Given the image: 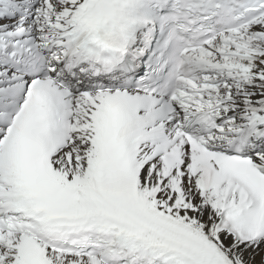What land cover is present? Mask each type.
Here are the masks:
<instances>
[{
	"label": "snow or ice",
	"instance_id": "snow-or-ice-1",
	"mask_svg": "<svg viewBox=\"0 0 264 264\" xmlns=\"http://www.w3.org/2000/svg\"><path fill=\"white\" fill-rule=\"evenodd\" d=\"M0 264H264V0H0Z\"/></svg>",
	"mask_w": 264,
	"mask_h": 264
}]
</instances>
